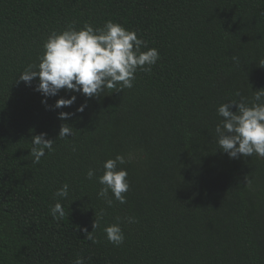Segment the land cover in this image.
<instances>
[{
	"label": "trees",
	"instance_id": "trees-1",
	"mask_svg": "<svg viewBox=\"0 0 264 264\" xmlns=\"http://www.w3.org/2000/svg\"><path fill=\"white\" fill-rule=\"evenodd\" d=\"M109 20L159 51L132 88L45 97L38 77L19 81L53 31ZM262 60L264 0H0V264H264V158H229L215 133L221 104L264 89ZM63 124L73 134L61 139ZM41 133L54 150L37 164ZM118 154L130 187L124 204L109 191V207L99 177ZM117 218L119 246L104 231Z\"/></svg>",
	"mask_w": 264,
	"mask_h": 264
},
{
	"label": "clouds",
	"instance_id": "clouds-1",
	"mask_svg": "<svg viewBox=\"0 0 264 264\" xmlns=\"http://www.w3.org/2000/svg\"><path fill=\"white\" fill-rule=\"evenodd\" d=\"M43 55L38 65H29L20 75L19 81L29 85L34 78H39L36 90L45 97L56 96L61 89L78 92L87 98L99 97L106 89L123 90L132 88L137 69L150 73L152 66L157 63L160 54L157 48L149 47L147 41L138 37L135 30H129L123 25L107 21L103 27L94 28L86 23L77 30L69 25L61 32L53 31L43 45ZM142 49H147L142 50ZM238 59L233 57V60ZM264 66V60L260 62ZM117 85H120L117 88ZM239 96L240 93H237ZM77 97L60 98L53 106L56 109L70 107ZM47 104V99L42 101ZM236 107V111L232 108ZM86 105H81L77 111L83 112ZM217 113L223 119L216 125L215 133L219 149L229 158L251 157L256 155L264 158V89L254 91L249 99L241 97L239 101L231 100L221 104ZM73 113L60 112L59 118L67 120ZM72 136V128L63 124L59 131V138ZM47 133L35 135L32 138L30 154L34 157L33 163H39L48 152L53 151L55 140L47 139ZM130 159V158H129ZM125 156L118 154L115 158L107 159L103 163L104 173L99 177L103 186L98 192L109 207L113 200L109 198L111 191L116 201L126 203V193L130 184L127 180V170L119 165L128 163ZM95 177V170L87 171L89 180ZM69 185L65 183L55 195L66 198ZM53 218L64 216L61 203L57 202L51 208ZM103 213H101L102 218ZM118 222L104 228L108 241L116 246L123 244L125 236ZM134 223V217L127 218ZM99 226L95 219L93 229ZM86 238L94 240L91 232L84 229ZM75 264H84L82 257H78Z\"/></svg>",
	"mask_w": 264,
	"mask_h": 264
}]
</instances>
